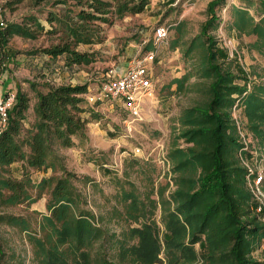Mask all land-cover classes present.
I'll list each match as a JSON object with an SVG mask.
<instances>
[{"label":"trees","instance_id":"trees-1","mask_svg":"<svg viewBox=\"0 0 264 264\" xmlns=\"http://www.w3.org/2000/svg\"><path fill=\"white\" fill-rule=\"evenodd\" d=\"M25 1L37 6L45 2L60 10L48 13L46 21L51 29L47 30L35 16L23 23L7 22L0 8V91L3 96L16 92L8 125L0 134V203L15 206L48 197V214L40 222L43 235L28 236L38 263L260 264L252 255L264 242V215L255 210L257 203L248 180L258 171L247 163L252 149L247 137L251 134L252 140L264 144V82L252 81L238 56L233 53L230 57L227 48L211 34L220 21L217 8L225 0L209 3L208 19L187 51L198 52L199 76L205 82L199 85L201 98L182 112L178 136L161 165L160 172L167 169L164 176L168 181L157 188V200L149 195L142 199L137 192L122 189L125 218L139 226L128 230L137 239L135 244L117 240L120 262L114 261L106 248L115 235L84 208L86 202L77 183L94 184L95 180L70 171L60 154V150L76 147V139L81 144L89 139V121L83 116L87 112L84 102L90 92L88 85L44 81L48 65L35 70L34 77L42 79V84L28 82L35 93L31 103L14 77L11 66H19L17 55L21 52L10 43L14 37L34 41L42 33L58 35L56 43L28 55L48 57L51 63L61 58L65 68L89 65L93 55L78 47L101 41L97 23H110V14L122 18L141 13L149 1L10 0L8 7ZM258 1L259 19L243 7L231 6L230 29L255 37L250 48L264 54V0ZM187 80L184 76L176 82L182 89ZM236 110H241L245 124L238 120ZM142 162L153 163L151 159ZM19 163L20 178L14 177L12 170ZM134 164L129 161L127 167ZM30 171L46 176L35 185ZM31 188H37L35 198ZM151 191L154 193L155 188ZM158 209L163 231L155 219ZM2 226L28 232L30 224L23 217L0 213ZM4 257L0 240V264Z\"/></svg>","mask_w":264,"mask_h":264},{"label":"rangeland","instance_id":"rangeland-1","mask_svg":"<svg viewBox=\"0 0 264 264\" xmlns=\"http://www.w3.org/2000/svg\"><path fill=\"white\" fill-rule=\"evenodd\" d=\"M148 1L141 13L127 14L122 18L110 14L108 16L110 23H97L101 26L99 32L101 41L78 47L79 51L93 55V62L89 65L65 68L61 58L51 63L48 57L39 55L35 58L28 55V52L56 43L58 35L42 33L34 41L14 37L10 43L15 51L21 52L17 55L19 66L17 68L11 66L14 77L18 79L23 91L29 95L31 103L35 99V93L28 82L42 84L43 80L34 77V74L45 66L49 65L45 70L44 81L53 85L71 84L70 82L74 81L87 84L94 91L109 70L123 69L132 60L145 57L146 52H156L157 60L153 64L155 93L152 98L146 100L141 120L132 122L129 112L120 102L90 104L86 99L84 107L87 112L83 116L89 121L88 130L95 129L98 132L96 141L100 147H93L90 139L84 141V144L76 139V147L72 150H60L65 165L70 171L79 176L88 175L95 180L94 184L79 181L77 185L86 202L84 208L93 212L101 227L115 235V239L110 241L106 248L110 257L116 262L121 261L117 240L127 245L135 244L137 239L132 238L128 230L139 226L125 218L126 206L121 198L122 189L135 191L142 199L148 195L153 200L158 199L157 188L168 181L164 176L167 169L162 167L163 171L160 172L162 164L158 161L164 160L168 155L179 133L178 120L182 112L201 98L199 85L205 82L199 76L198 52L187 54V51L191 42L200 35L202 25L208 19V5L213 0ZM9 2L10 0H0L2 15L7 22L23 23L29 17L35 16L47 30L51 29V25L46 21L48 13L60 10L59 6L53 7L45 2L37 6L30 1L11 8L8 7ZM258 2V0H225L224 5L217 8L220 21L218 28L211 31V34L220 46L227 48L230 57H233V53L238 56L239 63L252 81L264 82V54L250 48V44L256 38L239 35L230 29L231 6L243 7L259 19L261 8ZM227 4L229 8L224 11ZM159 26L169 27V38L155 46L154 34ZM149 47L151 49L147 50ZM33 65H36L35 69L32 68ZM184 76H188V80L181 89L176 80H181ZM240 112L241 110H236L235 115L242 124H245L246 121L240 117ZM247 140L252 141L251 157L247 163L264 175V144L252 140L251 134H248ZM136 148H141L144 156L152 154L153 163L142 162L143 155L136 156ZM129 161L134 162V166L127 167ZM20 165L19 163L13 166L14 177L20 178L22 175ZM150 165L155 168L154 171ZM30 176L33 183L38 185L46 174L30 171ZM262 185L264 186V182ZM153 187L154 193L151 191ZM30 193L35 198L37 188H31ZM47 199V196H43L35 203L25 202L15 206H4L0 203V213L23 217L30 224L28 232L11 226L0 228V240L5 250L3 264L17 262L39 264L28 236L43 235L40 231V222L43 215L48 214ZM155 219L163 231L159 209L155 213ZM98 246L97 244L96 247ZM252 257L260 264H264L262 246L253 253ZM126 264L131 263L127 261Z\"/></svg>","mask_w":264,"mask_h":264},{"label":"built area","instance_id":"built-area-1","mask_svg":"<svg viewBox=\"0 0 264 264\" xmlns=\"http://www.w3.org/2000/svg\"><path fill=\"white\" fill-rule=\"evenodd\" d=\"M229 8V4L224 7V11ZM169 38V27L159 26L155 30L154 45L164 43ZM157 60L156 52H146L142 59L132 60L125 68L109 70L103 80L99 82L97 89L90 91L86 96L90 104H113L120 102L129 112L132 122L141 120L142 109L146 100L152 98L155 93L154 66ZM16 102V92H11L6 96L0 91V134L8 125L9 112ZM113 106V105H112ZM142 154L141 148L135 149V155ZM143 155V154H142ZM152 154L142 156L143 159L150 160ZM164 164L165 158L158 161ZM249 166V165H248ZM251 173L253 170L250 169ZM251 192L256 199V212L264 215V190L262 183L264 175L258 172L254 178H248ZM264 250V242L262 244Z\"/></svg>","mask_w":264,"mask_h":264},{"label":"crops","instance_id":"crops-1","mask_svg":"<svg viewBox=\"0 0 264 264\" xmlns=\"http://www.w3.org/2000/svg\"><path fill=\"white\" fill-rule=\"evenodd\" d=\"M70 83L73 84V85L79 84L78 82H74V81H71ZM89 91H92V88L91 87H89ZM97 133L98 132L95 129H89L88 132H87V135H88L89 139L91 140L90 142L92 143L93 147H100L99 144H98V142L96 141L97 136H98Z\"/></svg>","mask_w":264,"mask_h":264}]
</instances>
